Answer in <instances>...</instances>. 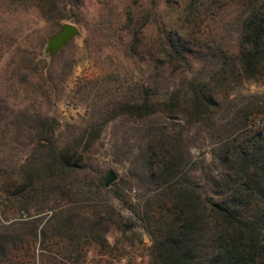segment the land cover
<instances>
[{
    "label": "trees",
    "instance_id": "trees-1",
    "mask_svg": "<svg viewBox=\"0 0 264 264\" xmlns=\"http://www.w3.org/2000/svg\"><path fill=\"white\" fill-rule=\"evenodd\" d=\"M16 2H29L56 25L78 19L83 4ZM137 2L125 8L121 29L128 37L122 50L141 64L140 78L118 92L103 85L90 98L86 123L69 133H55L51 115L28 117L30 149L0 171L2 203L17 201L26 212L0 215V264H55L56 255L80 261L90 245H108L111 225L130 229L131 218L148 232L146 264H264V92L228 98L244 80L264 81V0ZM229 5L233 16L223 33L201 31L208 15ZM149 26L154 32L145 37ZM13 110L0 95V129ZM252 114L262 117L246 130ZM114 118L139 122L138 139L125 153L132 173L120 179L139 186L137 202L123 198L118 182L105 186V172L93 167L89 154ZM191 129L210 141L207 158L189 153ZM109 196L130 216L123 217ZM24 244L33 262L19 253ZM36 249L48 253L43 262Z\"/></svg>",
    "mask_w": 264,
    "mask_h": 264
},
{
    "label": "rangeland",
    "instance_id": "rangeland-1",
    "mask_svg": "<svg viewBox=\"0 0 264 264\" xmlns=\"http://www.w3.org/2000/svg\"><path fill=\"white\" fill-rule=\"evenodd\" d=\"M135 1L142 4L147 2ZM131 2L83 0L81 12L77 13L78 19L70 16L61 20V24L65 21L74 22L80 29L79 35L62 47V51L60 49L49 57L45 52L47 38L58 31L61 24L43 19L29 2L0 0V95L6 97L14 108L7 119L8 124L2 125L0 129V171L21 162L30 149L29 131H33L29 126L30 115H51L55 118V133H69L86 123L91 110L90 98L94 93H99L103 85H111L118 92L130 81L140 78L141 64L122 50V44L128 40L121 29L122 15L127 5H132ZM161 7L159 4L158 8ZM232 11L233 5H229L211 19L208 15L200 25L201 31L223 33L222 24L233 16ZM153 32L154 27H146L145 37ZM61 70H64V74H59ZM263 82V79L244 80L228 98L236 102L241 97L260 95L264 92ZM20 111L25 112V117L20 116ZM224 116L223 106L215 117L220 122ZM261 117L252 114L246 130L256 128ZM138 128L139 122L111 119L89 150L93 167L103 170L105 176L109 170L113 171V181L118 182L123 198L132 202L138 201L141 189L134 181L128 187L120 179L127 180L132 173L128 160L130 154L125 156V153L138 139ZM187 137L191 156L198 158L204 155L207 158L210 141L199 138L195 129L189 130ZM132 151L135 152L134 147ZM3 195L0 187V215L9 219L20 212L26 214L17 201L6 205L2 203ZM108 199L123 217L130 216V212L119 201L110 196ZM29 208L32 213L35 209L33 203ZM131 220L134 225L125 232L111 225L105 235L108 245H90L80 261L68 257L62 260L56 255L55 264H146L150 244L148 232L137 221ZM25 246L19 253L22 258L24 254L25 259L33 262L32 249ZM38 251L34 250V254L38 253L39 262H43L48 253Z\"/></svg>",
    "mask_w": 264,
    "mask_h": 264
},
{
    "label": "water",
    "instance_id": "water-1",
    "mask_svg": "<svg viewBox=\"0 0 264 264\" xmlns=\"http://www.w3.org/2000/svg\"><path fill=\"white\" fill-rule=\"evenodd\" d=\"M80 33L79 27L72 21H65L61 24L58 31L52 33L46 41L45 52L51 57L54 53L64 47L74 36L77 37ZM170 119L178 120L175 116L168 117ZM114 172L109 170L106 173L104 184H108L115 179Z\"/></svg>",
    "mask_w": 264,
    "mask_h": 264
}]
</instances>
